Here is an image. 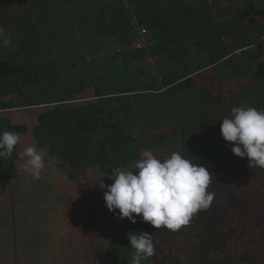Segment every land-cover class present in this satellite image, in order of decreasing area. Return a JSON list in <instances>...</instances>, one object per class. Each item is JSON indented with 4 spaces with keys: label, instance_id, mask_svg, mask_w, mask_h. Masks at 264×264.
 <instances>
[{
    "label": "trees",
    "instance_id": "trees-1",
    "mask_svg": "<svg viewBox=\"0 0 264 264\" xmlns=\"http://www.w3.org/2000/svg\"><path fill=\"white\" fill-rule=\"evenodd\" d=\"M11 1L0 0V11ZM226 1L222 6L217 0H127L151 41L137 48L120 0H26L27 18L17 16L18 26L12 29L21 38L17 49L7 48L15 34L6 35L8 43L0 37V112L49 106L36 115L31 137L74 181L89 169L107 176L114 166L135 172L141 149L156 146H180L182 156L194 164H222L221 154L217 162L204 155L213 145L221 153L217 136L191 143L222 102L215 82L204 73L212 68L227 74L230 67L239 76L252 71L261 93L236 97L235 105L264 109V64H258L264 50H250L264 37V0ZM4 33L10 30L6 27ZM113 44L116 49L107 50ZM39 47L47 62H40ZM27 50L30 54L23 53ZM159 54L164 58L154 75L148 66ZM107 62L112 63L104 66ZM87 89L92 90L90 102L71 105ZM3 131L22 136L28 126L0 116ZM18 147L0 158V183L16 178ZM112 215L118 227L126 228L98 264H130L127 234L146 232L149 223L136 214L135 223ZM255 220H261L259 226L250 229L237 219L221 223L218 242H240L239 248L245 246L241 255L251 252L259 260L264 255V217ZM142 264H152L151 257Z\"/></svg>",
    "mask_w": 264,
    "mask_h": 264
},
{
    "label": "rangeland",
    "instance_id": "rangeland-1",
    "mask_svg": "<svg viewBox=\"0 0 264 264\" xmlns=\"http://www.w3.org/2000/svg\"><path fill=\"white\" fill-rule=\"evenodd\" d=\"M211 1L208 0V3ZM217 1L222 6L228 5L226 0ZM22 7L19 4L5 18L0 17L3 23L9 22L5 26L0 23V29L5 31L7 26L10 30L5 36L17 34L12 29L18 26L15 18L26 14ZM4 14L2 11L0 16ZM21 35L23 37L25 32H21ZM19 39L18 35L13 37L15 41L9 42L7 48L17 49L15 45ZM114 49L116 44L107 50ZM38 50L42 55L40 62H47L45 51L41 47ZM250 50H264V37L259 38ZM23 53L30 54L28 50ZM163 58L164 54L150 58L151 67L148 66V69L152 74H158L156 69ZM111 63L107 62L104 66ZM258 64H264V53L259 57ZM225 71L227 74L209 68L204 73L209 76L206 77L208 81L215 82L222 102L210 111L211 119L199 128L197 138L191 142L198 143L212 134L219 138L221 153L213 149L214 145L212 149L211 146L207 147L204 153L210 161L213 159L217 162L220 154L224 160L222 164L204 166L212 175L208 191L214 193V199L207 209L197 213V217L192 216L189 224L177 231L156 229L149 223L146 232L152 234L155 248V254L151 256L152 264H188V260L192 264H264V255L259 260L251 252L241 255L240 250L245 246L239 248L240 242L232 245H225L226 241L218 242L222 236L221 223L233 224V220L237 219L248 224L246 228L250 229L259 226L257 224L261 220L256 221L255 218L264 217V168L249 167L248 158L236 156L229 147L232 142L225 141L220 132V119L228 116L231 108L236 107L235 98H245L250 93L259 95L261 91L258 85L261 82L257 84L253 80L250 70L245 71L244 76L233 73L231 67ZM91 97L92 90L87 89L76 95L71 105L90 102ZM48 108L41 106L0 112L1 117L28 126V133L19 136L17 176L0 183V264H98L126 228L116 225L112 211L107 209L103 199L106 188L100 184L108 185L113 181L97 169H89L80 173L77 180H70L66 170L58 167L57 158L51 156L46 148H37L31 137V129L37 123L36 115ZM28 146L35 147L44 156L45 166L39 179H34L25 171L27 158H22L21 153ZM146 150L160 158H167L174 151L182 155L180 146L144 148L140 151L141 156Z\"/></svg>",
    "mask_w": 264,
    "mask_h": 264
},
{
    "label": "clouds",
    "instance_id": "clouds-1",
    "mask_svg": "<svg viewBox=\"0 0 264 264\" xmlns=\"http://www.w3.org/2000/svg\"><path fill=\"white\" fill-rule=\"evenodd\" d=\"M0 37L8 43L3 29H0ZM220 120L223 139L232 142L230 150L238 157H247L249 167L264 168V109L237 106ZM18 142L19 136L15 132L0 133V158L11 156ZM21 157L27 158L25 171L39 179L45 166L43 154L28 146ZM133 167L135 172L114 166L108 176L113 182L100 184L106 188L103 194L105 206L121 219L128 218L135 223L133 214H136L156 229L177 231L189 224L198 211L207 209L214 199V193L208 191L212 179L210 172L179 152L160 158L146 150ZM127 235L133 250L130 264H142L155 254L152 234L134 232Z\"/></svg>",
    "mask_w": 264,
    "mask_h": 264
},
{
    "label": "built area",
    "instance_id": "built-area-1",
    "mask_svg": "<svg viewBox=\"0 0 264 264\" xmlns=\"http://www.w3.org/2000/svg\"><path fill=\"white\" fill-rule=\"evenodd\" d=\"M120 4L125 8L126 13L130 16L129 26L136 34L135 47H147L151 45V41L148 40V32L144 25L139 24L134 17L135 6L127 2V0H120Z\"/></svg>",
    "mask_w": 264,
    "mask_h": 264
},
{
    "label": "crops",
    "instance_id": "crops-1",
    "mask_svg": "<svg viewBox=\"0 0 264 264\" xmlns=\"http://www.w3.org/2000/svg\"><path fill=\"white\" fill-rule=\"evenodd\" d=\"M19 4H22L23 7H22V10L25 11V15L22 16V17H26L27 14V8H28V3L26 2V0H15V1H11L10 3L7 4V6H5L3 8V11H4V18L6 16V14L9 12V11H12V9H14L15 7H17ZM2 11H0V14H1ZM7 19H8V16H7ZM11 19V18H9ZM9 23V22H8ZM8 25V24H7ZM7 27V26H6Z\"/></svg>",
    "mask_w": 264,
    "mask_h": 264
}]
</instances>
